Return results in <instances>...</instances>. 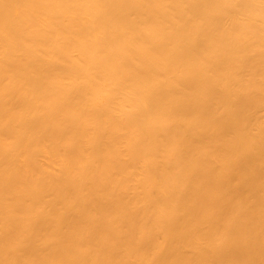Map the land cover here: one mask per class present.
<instances>
[{
  "label": "bare ground",
  "instance_id": "bare-ground-1",
  "mask_svg": "<svg viewBox=\"0 0 264 264\" xmlns=\"http://www.w3.org/2000/svg\"><path fill=\"white\" fill-rule=\"evenodd\" d=\"M0 264H264V0H0Z\"/></svg>",
  "mask_w": 264,
  "mask_h": 264
}]
</instances>
